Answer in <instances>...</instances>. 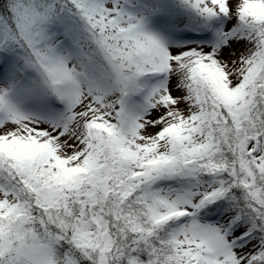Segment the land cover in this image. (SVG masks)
<instances>
[{
  "label": "snow or ice",
  "instance_id": "6c2138e0",
  "mask_svg": "<svg viewBox=\"0 0 264 264\" xmlns=\"http://www.w3.org/2000/svg\"><path fill=\"white\" fill-rule=\"evenodd\" d=\"M0 264H264V0H0Z\"/></svg>",
  "mask_w": 264,
  "mask_h": 264
}]
</instances>
